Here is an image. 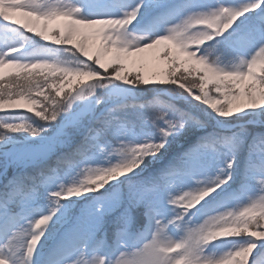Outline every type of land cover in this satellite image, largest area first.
Listing matches in <instances>:
<instances>
[{"label": "snow or ice", "instance_id": "1", "mask_svg": "<svg viewBox=\"0 0 264 264\" xmlns=\"http://www.w3.org/2000/svg\"><path fill=\"white\" fill-rule=\"evenodd\" d=\"M0 264H264V0H0Z\"/></svg>", "mask_w": 264, "mask_h": 264}, {"label": "rangeland", "instance_id": "2", "mask_svg": "<svg viewBox=\"0 0 264 264\" xmlns=\"http://www.w3.org/2000/svg\"><path fill=\"white\" fill-rule=\"evenodd\" d=\"M90 44L92 43V39H90ZM147 56H148V58H149V69H147L148 71H151V70H154L158 65H160V61H157V60H155L153 57H152V55H151V53H148V54H146ZM153 63V64H152ZM152 64V65H151Z\"/></svg>", "mask_w": 264, "mask_h": 264}, {"label": "bare ground", "instance_id": "3", "mask_svg": "<svg viewBox=\"0 0 264 264\" xmlns=\"http://www.w3.org/2000/svg\"><path fill=\"white\" fill-rule=\"evenodd\" d=\"M152 64H153V63H152ZM152 64H151V65H152Z\"/></svg>", "mask_w": 264, "mask_h": 264}]
</instances>
